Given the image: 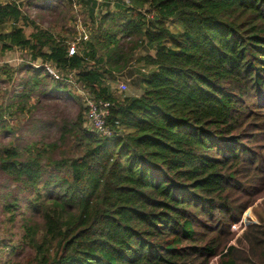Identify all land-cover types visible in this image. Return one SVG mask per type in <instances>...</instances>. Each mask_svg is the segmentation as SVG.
Returning <instances> with one entry per match:
<instances>
[{
    "label": "trees",
    "instance_id": "trees-1",
    "mask_svg": "<svg viewBox=\"0 0 264 264\" xmlns=\"http://www.w3.org/2000/svg\"><path fill=\"white\" fill-rule=\"evenodd\" d=\"M147 3L92 39L104 68L68 57L55 34L33 35L34 58L75 71L91 95L112 104L107 123L119 135L85 129L86 107L74 92L83 108L74 121L61 119L56 142L29 145L27 155L0 148V170L32 196L23 232L29 264H264V224L237 240L247 246L229 245L230 227L254 202L245 192L264 171L254 152L264 139V0ZM19 16L16 5H0V26ZM122 38L134 47L146 41L155 54L140 59L153 68L141 95L119 99L103 79L128 61ZM4 39V51L29 45L21 30ZM49 79L51 91L71 88ZM32 80L38 88L44 77ZM68 140L71 148L59 150ZM73 149L80 154L68 155Z\"/></svg>",
    "mask_w": 264,
    "mask_h": 264
},
{
    "label": "rangeland",
    "instance_id": "rangeland-1",
    "mask_svg": "<svg viewBox=\"0 0 264 264\" xmlns=\"http://www.w3.org/2000/svg\"><path fill=\"white\" fill-rule=\"evenodd\" d=\"M68 1L70 2V0H23V11L34 23L50 30L55 35L62 36L66 39L67 44H71L76 42L75 39L79 38L82 30L91 31L92 21L88 15H81L79 9L70 7L71 2ZM127 1L129 4L133 0ZM91 2L95 1L89 0L87 6ZM122 3H124L122 0H115L114 9ZM128 4L125 3L126 6ZM92 6L97 8L98 16L107 11L104 4ZM86 16H88V20H85ZM10 26L12 27V25ZM169 28L175 30L173 25H169ZM6 29H9V26ZM30 32L31 28H24L25 35H29ZM96 34H98L97 29L93 36ZM117 36L118 38L121 37V35ZM88 38L90 37L88 36ZM119 44L124 54L128 56V61L121 71L115 70L110 74L111 76H106L110 88L109 92L119 99L123 95L140 96L145 88L141 80L153 69L140 59L145 56H153L155 50L146 42L134 47V42L127 38L120 39ZM34 72L30 71L33 73L32 75L35 74ZM26 73H17L14 77L20 75L24 80L27 78L30 80L31 77ZM43 77L42 85L33 89L30 98H24L22 102L24 108L21 110V114L15 111L10 114L0 112V118L3 120V123L0 124V148H15L27 155L24 148H28L29 145L33 146L34 143L49 144L57 141L58 124L61 119L67 118L72 122L79 115L83 105L74 95L73 85L66 89L61 86L58 89L59 92L51 91L52 81L44 75ZM119 82L125 83L127 87V90L122 94H119L116 89ZM1 83L0 88H5L8 90L6 92H9V95L4 96L8 100L3 101L4 104H8L10 93L14 94L10 88L11 82H7L5 77ZM16 85L17 82L14 86ZM41 91L45 92L41 93ZM71 146V141L68 140L59 150H69ZM254 152H260L264 160V139L254 149ZM77 154H80L79 150L73 149L69 151L68 155L76 156ZM53 157L59 158V151H56ZM255 193H257L255 196H251ZM245 194L249 195L245 199L250 198V201L254 199V202L243 212L240 221L230 227L233 239L229 245L247 246L245 244L238 245L237 240L241 238L249 226L264 224V171L257 184ZM31 198V194L21 191L20 186L13 183L12 179L0 170V264H29L27 261L33 256L31 248L23 240L24 227L31 218V212L27 210ZM11 205L13 207L6 208ZM216 259H212L210 264H216Z\"/></svg>",
    "mask_w": 264,
    "mask_h": 264
},
{
    "label": "crops",
    "instance_id": "crops-1",
    "mask_svg": "<svg viewBox=\"0 0 264 264\" xmlns=\"http://www.w3.org/2000/svg\"><path fill=\"white\" fill-rule=\"evenodd\" d=\"M95 2H91L90 5L87 6V2L89 0H70V7H75L81 11V15H88L92 25L91 31H86L87 35L90 37L87 40H77L74 42L77 50V54L80 57H84L88 65L96 64L101 67H106V57L103 50L100 49L99 46L91 45L92 39L94 37H98L102 34V31L104 29L110 28L113 26V20L116 18L118 14H121L123 12H129L131 10H138L139 12H144L145 9H147V0H133L131 3L127 0H122L124 3L117 6L118 8L114 9V3L115 0H93ZM145 1L143 8H135L136 2ZM23 0H0V5L5 4H14L17 6L20 12V16L18 18H13L8 21V23L0 26V84L5 80L10 83V88L13 90L14 94L10 93L8 104H4L3 101H7V97L4 98V96L9 95V92L5 88H0V112L4 113H12V111H15L19 114H21V110L23 107V100L30 98L31 94L33 93V78H35L36 73L39 74L40 77L46 76L48 78H51V75H48L43 68L42 69H36L34 67V64L40 63L43 64L41 58H34L32 56V50L31 46L35 43V39L33 35L39 30H45L51 34L54 35L50 30L42 28L40 25L34 23L32 20L29 19V17L25 14L23 11ZM128 4L127 6L125 5ZM99 4L105 5V10L107 11L101 13L99 16L97 14V8L93 7L92 5L98 6ZM110 11V12H108ZM128 14V13H127ZM85 17V20H88L87 17ZM102 16V17H100ZM147 20L151 18V15H146ZM108 20V21H106ZM103 24H106V26H103ZM12 25V27L10 26ZM9 26V29H6V27ZM31 28V32L29 35H25L24 28ZM98 30V34L94 35V31ZM15 30H21L22 32V38L29 42L28 46L20 47V46H13L11 50L4 51L3 50V44L4 42H8V39H4V36H11V39L13 38L14 31ZM81 34V33H80ZM79 34V37H80ZM58 38H61L63 42L67 44L66 39L62 36L56 35ZM146 42V41H144ZM72 44V43H71ZM148 44V43H147ZM69 44H67L68 47ZM150 45V44H149ZM151 46V45H150ZM153 47V46H152ZM154 48V47H153ZM43 52L48 53L49 49L45 48ZM81 52V53H80ZM155 54V53H154ZM151 56V55H150ZM69 57V56H68ZM48 63V62H47ZM51 63V62H50ZM52 67L57 73V78H54L55 80H62L65 82V80H68L69 78H75L74 80L79 79L76 76V72L72 71L68 68H60L57 67L56 64L52 63ZM150 67V66H149ZM21 70V71H20ZM20 71V72H19ZM30 71H35L34 75L33 73H30ZM27 72V73H26ZM17 73L24 74L26 73L31 78L30 80L23 79L20 75L17 77H14ZM13 76V77H12ZM105 75L103 79L104 86L109 88L108 80H106ZM111 76V75H110ZM28 77V76H27ZM15 82H17V85H15ZM67 83V82H66ZM123 82H119L118 84H122ZM69 84V83H67ZM82 84V83H81ZM125 84V83H123ZM71 85V84H69ZM126 85V84H125ZM72 86V85H71ZM75 90V88H74ZM110 91V88H109ZM1 123V122H0ZM3 123V122H2ZM3 127V126H2ZM5 127V126H4Z\"/></svg>",
    "mask_w": 264,
    "mask_h": 264
},
{
    "label": "built area",
    "instance_id": "built-area-1",
    "mask_svg": "<svg viewBox=\"0 0 264 264\" xmlns=\"http://www.w3.org/2000/svg\"><path fill=\"white\" fill-rule=\"evenodd\" d=\"M88 35L85 30L81 31L80 37L78 40H87ZM77 54L76 46L74 43L69 44L67 47V55L72 57ZM52 63H36L34 67L36 69H42L54 78H57V73L52 67ZM75 78H69L65 80V82L73 85L75 88V92L79 95L80 98L83 99L84 106L86 107L84 114L83 127L87 129L89 132L94 133L96 136L110 138L115 133L119 135L118 125L110 126L107 123V118L110 113V108L112 104L109 101L96 99L93 95H91L88 90L85 89L84 85L74 80ZM119 94L124 93L127 90L125 84H119L116 87Z\"/></svg>",
    "mask_w": 264,
    "mask_h": 264
}]
</instances>
